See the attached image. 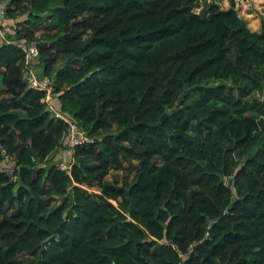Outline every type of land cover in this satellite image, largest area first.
I'll return each mask as SVG.
<instances>
[{
    "label": "trees",
    "instance_id": "1",
    "mask_svg": "<svg viewBox=\"0 0 264 264\" xmlns=\"http://www.w3.org/2000/svg\"><path fill=\"white\" fill-rule=\"evenodd\" d=\"M199 2L9 0L0 264H264V18ZM30 41L89 142L66 149L69 123L23 79Z\"/></svg>",
    "mask_w": 264,
    "mask_h": 264
},
{
    "label": "built area",
    "instance_id": "2",
    "mask_svg": "<svg viewBox=\"0 0 264 264\" xmlns=\"http://www.w3.org/2000/svg\"><path fill=\"white\" fill-rule=\"evenodd\" d=\"M9 5V0H0V19L5 17L6 9ZM25 52V65L23 67L22 76L28 85L34 89L46 92L44 101L51 108L52 112L69 123V133L63 140V146L66 149H72L77 145L89 142L90 139L79 130L77 124L72 122L68 117L62 115L55 107L56 94L53 92V80L44 74H39L37 71L40 51L37 42L30 41L23 44ZM56 164L61 170H69L70 161L62 158L56 161ZM15 167L13 165L7 167V172L11 176H15ZM226 182H228L226 180Z\"/></svg>",
    "mask_w": 264,
    "mask_h": 264
},
{
    "label": "rangeland",
    "instance_id": "3",
    "mask_svg": "<svg viewBox=\"0 0 264 264\" xmlns=\"http://www.w3.org/2000/svg\"><path fill=\"white\" fill-rule=\"evenodd\" d=\"M236 9L238 10L239 15L246 20L248 26L254 30L259 31L261 28V21L264 18V0H234ZM210 2H217L220 4L222 8H229L231 6L232 0H200L198 7L195 8L196 12L201 11V9ZM2 35V34H1ZM4 38L6 39L4 32ZM260 99L263 100L264 96H260ZM56 158L55 160H60L65 158L70 160L71 152L68 150H59V152L55 153L54 155ZM12 164L13 161H3L0 164V171L4 170L7 165ZM125 172L124 171H112L108 177L109 181H114L116 177L120 180V182H124L125 179ZM132 175L129 176L131 178Z\"/></svg>",
    "mask_w": 264,
    "mask_h": 264
},
{
    "label": "crops",
    "instance_id": "4",
    "mask_svg": "<svg viewBox=\"0 0 264 264\" xmlns=\"http://www.w3.org/2000/svg\"><path fill=\"white\" fill-rule=\"evenodd\" d=\"M15 20H12V19H8L7 17H3L0 19V24L3 26V30L1 32L2 34V38H4V32H6V35L5 37H7V35H9V33H13L14 34V25H15ZM37 70H38V73L39 74H42V69L41 67H37Z\"/></svg>",
    "mask_w": 264,
    "mask_h": 264
},
{
    "label": "water",
    "instance_id": "5",
    "mask_svg": "<svg viewBox=\"0 0 264 264\" xmlns=\"http://www.w3.org/2000/svg\"><path fill=\"white\" fill-rule=\"evenodd\" d=\"M176 110H173V112H175ZM169 115V113H166L163 117H162V121H164L166 118H167V116Z\"/></svg>",
    "mask_w": 264,
    "mask_h": 264
}]
</instances>
